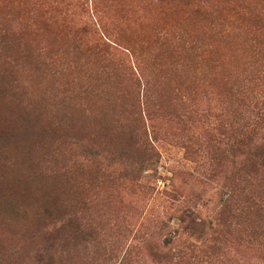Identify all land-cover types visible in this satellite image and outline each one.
Instances as JSON below:
<instances>
[{
	"label": "rangeland",
	"instance_id": "obj_1",
	"mask_svg": "<svg viewBox=\"0 0 264 264\" xmlns=\"http://www.w3.org/2000/svg\"><path fill=\"white\" fill-rule=\"evenodd\" d=\"M0 112V264H264V0H0Z\"/></svg>",
	"mask_w": 264,
	"mask_h": 264
},
{
	"label": "trees",
	"instance_id": "obj_2",
	"mask_svg": "<svg viewBox=\"0 0 264 264\" xmlns=\"http://www.w3.org/2000/svg\"><path fill=\"white\" fill-rule=\"evenodd\" d=\"M254 113V112H252ZM259 112L248 115L247 118L249 121H246L244 125V130L242 132L241 137V143L243 147V151L239 156L241 159H243V171H244V182L249 181L251 178H255L256 175H258L261 171H264V117L258 115ZM2 112H0V120L4 121L1 117ZM245 118V117H244ZM148 145V144H147ZM150 147V145H149ZM143 151L147 154V158H143L142 161L147 162H154L156 160V157H158V153L154 150H152V147L143 149ZM236 156L237 154H233ZM139 163V159H138ZM263 179H260V182H264V176H262ZM249 184H246V187H249ZM261 187V186H260ZM257 195H260V199L257 197ZM264 193H258L256 194L255 191H251L249 188L247 192L244 193V203H246V209H261L263 210V207L261 205L264 204ZM260 202H263L261 204ZM260 204V205H259ZM186 212H189L186 216L189 215L192 216L194 213H200L201 211L197 210H190L188 208L184 209ZM216 218H210L206 219L205 226L206 231L204 236H202V241L200 243H193L192 246L194 248H197L200 252H204L206 249H209V241H210V235L212 234V230L215 228L216 225ZM62 224V222H61ZM62 227H66V223H63Z\"/></svg>",
	"mask_w": 264,
	"mask_h": 264
}]
</instances>
